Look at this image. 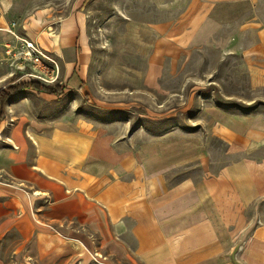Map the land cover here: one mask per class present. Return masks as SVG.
I'll use <instances>...</instances> for the list:
<instances>
[{"label":"crops","instance_id":"crops-1","mask_svg":"<svg viewBox=\"0 0 264 264\" xmlns=\"http://www.w3.org/2000/svg\"><path fill=\"white\" fill-rule=\"evenodd\" d=\"M217 1L231 0H200L187 24L207 25ZM26 3L0 0V55L15 44L20 15L25 38L64 72L58 84L76 85L73 71L90 60L80 1L72 8ZM191 28L177 35L179 47L198 42ZM257 35L250 54L264 59V29ZM223 118L230 152L260 146V119L254 123L262 129L252 131ZM38 130L3 131L0 145V244L18 232L10 257L20 264H264V158L170 184L167 171L200 157L198 142L148 143L126 168L114 151L103 158L101 142L88 138L96 132L66 123Z\"/></svg>","mask_w":264,"mask_h":264},{"label":"rangeland","instance_id":"rangeland-1","mask_svg":"<svg viewBox=\"0 0 264 264\" xmlns=\"http://www.w3.org/2000/svg\"><path fill=\"white\" fill-rule=\"evenodd\" d=\"M45 1L72 8L78 0ZM79 1L90 60L73 71L74 86L58 84L64 72L45 58L38 65L30 60L26 44L33 41L25 38L16 17L15 44L0 55V90L27 81L64 90L60 96L32 86L12 92L0 120V145L3 131L73 124L96 132L87 136L101 142L103 158L110 160L114 151L125 157L120 164L127 168V160L136 159L148 143L198 142L200 157L167 171L170 184L215 174L243 157L264 158V139L257 149L250 143L247 150L230 152L222 125L226 116L235 120L232 128L242 121L252 131L262 129L254 121L264 123V66L258 69L264 59L250 52L257 30L264 29V0L217 1L207 12L209 26L203 21L197 28L187 23L200 0ZM185 28L197 30L193 40L198 42L179 47L177 35ZM17 238L12 231L2 240L4 264L21 262L10 257Z\"/></svg>","mask_w":264,"mask_h":264},{"label":"trees","instance_id":"trees-1","mask_svg":"<svg viewBox=\"0 0 264 264\" xmlns=\"http://www.w3.org/2000/svg\"><path fill=\"white\" fill-rule=\"evenodd\" d=\"M32 86L39 91H44L53 95H60L62 93V88L59 85H40L41 88H38V84L34 81L21 82L17 85L8 86L6 89L0 90V120L4 117L5 111L4 107L10 99V96L17 90L22 88ZM13 92V93H12Z\"/></svg>","mask_w":264,"mask_h":264},{"label":"built area","instance_id":"built-area-1","mask_svg":"<svg viewBox=\"0 0 264 264\" xmlns=\"http://www.w3.org/2000/svg\"><path fill=\"white\" fill-rule=\"evenodd\" d=\"M27 48H28V52L27 54H29L30 56V60L34 63V64H41V60L42 58H45L48 60V57L45 56L40 50L39 47L36 46V44L34 45L33 42L28 41L26 44Z\"/></svg>","mask_w":264,"mask_h":264}]
</instances>
